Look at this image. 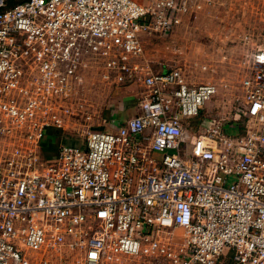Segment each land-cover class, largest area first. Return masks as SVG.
Listing matches in <instances>:
<instances>
[{"label":"built area","instance_id":"2783aa9c","mask_svg":"<svg viewBox=\"0 0 264 264\" xmlns=\"http://www.w3.org/2000/svg\"><path fill=\"white\" fill-rule=\"evenodd\" d=\"M207 1L0 0V264H216L229 251L264 264V46L241 81L239 135L203 118L187 140L215 85L143 62V34L167 35ZM91 70L113 90L140 83V114L66 144Z\"/></svg>","mask_w":264,"mask_h":264},{"label":"rangeland","instance_id":"374dc122","mask_svg":"<svg viewBox=\"0 0 264 264\" xmlns=\"http://www.w3.org/2000/svg\"><path fill=\"white\" fill-rule=\"evenodd\" d=\"M142 44L143 62L153 71L180 68L191 85H215L217 92L201 108L200 115L187 121L191 135L203 129V118L215 120L218 117L229 119L225 131L236 125L235 132L241 134L242 123L232 122V118L234 108L243 98L241 81L248 75L252 56L264 46V0H208L201 10L184 15L167 35L143 34ZM116 91L118 87L113 90L99 79L97 70L86 71L76 96L80 103L90 107L78 110L77 120H69L64 125L66 139L81 142L87 127L107 131L103 121L111 102L116 103L120 98ZM141 91L137 98L144 89ZM134 110L130 115L135 114ZM83 112L89 114V121L81 119ZM64 136L62 140L66 141ZM44 140L52 139L46 136ZM180 154L185 157L183 148ZM174 234L179 243L183 231L175 229ZM226 261L222 258L219 264ZM31 264H40L39 259ZM115 264L143 263L138 259L119 257Z\"/></svg>","mask_w":264,"mask_h":264},{"label":"crops","instance_id":"0c3cea01","mask_svg":"<svg viewBox=\"0 0 264 264\" xmlns=\"http://www.w3.org/2000/svg\"><path fill=\"white\" fill-rule=\"evenodd\" d=\"M142 88L143 87L140 83H132V84L125 85L123 87L118 88V92L117 91L116 92L118 93V96L120 98H118L119 100L116 101V103H113V101L111 102L109 113L106 114L105 119L103 121V124H104L103 128H105L108 131H114L125 120L140 114V110L137 107V102L139 99V98H137V96L139 95L141 90L143 91ZM142 93H141V95H142ZM132 109H135L133 111V114L135 112L136 115L135 114L132 115V113L130 115V112L132 111ZM137 110H139V111L137 112ZM235 130L236 129H234V128L232 130L229 129V132L234 133ZM59 135H60V133H56L53 130L49 131L48 137L52 140H47V141L51 142L52 146L48 145L47 149H49L50 147L51 148L55 147L57 150V146H58L57 137H59ZM186 139L187 140L193 139L190 133L186 132ZM45 142H46V140H45Z\"/></svg>","mask_w":264,"mask_h":264},{"label":"trees","instance_id":"16d2710c","mask_svg":"<svg viewBox=\"0 0 264 264\" xmlns=\"http://www.w3.org/2000/svg\"><path fill=\"white\" fill-rule=\"evenodd\" d=\"M23 1L24 0H5V4H6L7 8H12L15 5H17V4H19V3L23 2ZM231 127L232 126H230L229 129L232 130L233 128H231ZM234 129H236V128H234ZM57 141L59 142V137H57ZM63 142L66 143V144L73 145V146H77L78 145L77 142H75L74 140H71V139H66V141H63ZM48 145L52 146L51 142L46 141V142L43 143L42 151L44 153V156L45 157H49V158L54 157L55 154H56V148L55 147H53V148L50 147L49 149H47ZM232 256H233V253L231 251H229L224 256H222L216 264H219V262L221 261L222 258L227 259L226 263L224 262V264H235L233 262Z\"/></svg>","mask_w":264,"mask_h":264},{"label":"water","instance_id":"95a60500","mask_svg":"<svg viewBox=\"0 0 264 264\" xmlns=\"http://www.w3.org/2000/svg\"><path fill=\"white\" fill-rule=\"evenodd\" d=\"M108 131V130H107Z\"/></svg>","mask_w":264,"mask_h":264}]
</instances>
